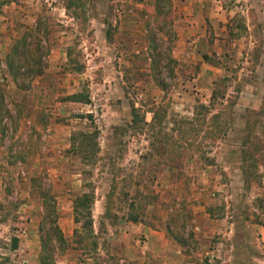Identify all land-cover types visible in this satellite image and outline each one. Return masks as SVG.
Instances as JSON below:
<instances>
[{
    "label": "rangeland",
    "instance_id": "1",
    "mask_svg": "<svg viewBox=\"0 0 264 264\" xmlns=\"http://www.w3.org/2000/svg\"><path fill=\"white\" fill-rule=\"evenodd\" d=\"M8 1L0 264H264V0Z\"/></svg>",
    "mask_w": 264,
    "mask_h": 264
},
{
    "label": "trees",
    "instance_id": "2",
    "mask_svg": "<svg viewBox=\"0 0 264 264\" xmlns=\"http://www.w3.org/2000/svg\"><path fill=\"white\" fill-rule=\"evenodd\" d=\"M9 3L8 0H0V7L2 5H5ZM17 48V45H16ZM67 57L68 60L70 59L69 52H67ZM81 69L78 68L77 71L79 72ZM215 97V92L212 93V99ZM69 101L72 102H83V103H89V96L88 94H83V93H75L70 96H67L66 98ZM202 109H206L204 106H201ZM94 202V192H89V193H84L83 195L77 197L74 200L73 204V212H74V222L76 224H79V228L74 230V233L76 235H80L81 241H90L92 235L94 234L93 232V221H92V213H91V208L92 204ZM50 215L53 217L52 222L55 225L54 230V241L56 242L58 248H63L66 246V239L64 238L62 232L56 225V209L55 206H52L50 209ZM132 221L137 222L138 218L136 216L131 217ZM84 236V237H82ZM17 239H13L12 243V249L17 248ZM49 243V241L42 239L41 244H42V251L40 253L39 257V263L40 264H56L54 261L50 262L48 255L45 253V244ZM90 245H92L96 249V242L94 240L91 241ZM93 249V251H95Z\"/></svg>",
    "mask_w": 264,
    "mask_h": 264
}]
</instances>
